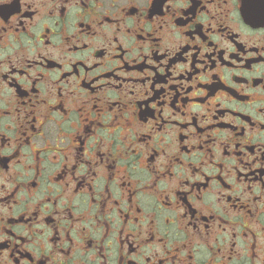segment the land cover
<instances>
[{"label":"flooded vegetation","instance_id":"af4514ba","mask_svg":"<svg viewBox=\"0 0 264 264\" xmlns=\"http://www.w3.org/2000/svg\"><path fill=\"white\" fill-rule=\"evenodd\" d=\"M0 264H264V0H0Z\"/></svg>","mask_w":264,"mask_h":264},{"label":"snow or ice","instance_id":"6c2138e0","mask_svg":"<svg viewBox=\"0 0 264 264\" xmlns=\"http://www.w3.org/2000/svg\"><path fill=\"white\" fill-rule=\"evenodd\" d=\"M65 3H67V0H65ZM250 15L254 16L255 15L254 11H250ZM113 147H115V145H113Z\"/></svg>","mask_w":264,"mask_h":264}]
</instances>
